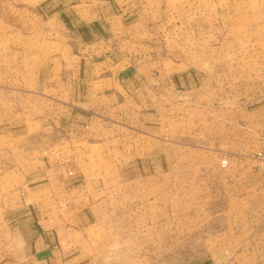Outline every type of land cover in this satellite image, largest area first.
<instances>
[{
  "label": "rangeland",
  "instance_id": "374dc122",
  "mask_svg": "<svg viewBox=\"0 0 264 264\" xmlns=\"http://www.w3.org/2000/svg\"><path fill=\"white\" fill-rule=\"evenodd\" d=\"M123 5L121 114L21 90L76 65L70 13L103 30ZM263 127L264 0H0V264L26 258L7 226L67 232L71 264H264Z\"/></svg>",
  "mask_w": 264,
  "mask_h": 264
},
{
  "label": "crops",
  "instance_id": "0c3cea01",
  "mask_svg": "<svg viewBox=\"0 0 264 264\" xmlns=\"http://www.w3.org/2000/svg\"><path fill=\"white\" fill-rule=\"evenodd\" d=\"M123 6L122 20H120V17L114 18V23H109L106 27H103V30L97 28L98 26L94 25V21L90 23L92 26L83 22L79 24V17L83 20L89 18L88 6L74 10L76 15L70 13L65 26L63 23L61 26L65 29L68 28L70 31L67 36H71V41L75 45L74 49L77 51L74 54L76 58H73L76 65L67 68L68 71L65 73L62 72L64 71L63 67L49 73L38 71L33 75L32 72L23 70L19 76L24 80L28 79L26 84L30 87L21 90L49 89L61 91L62 99H64V96H68L72 101L71 103L75 101L76 97L80 98L81 94L83 96L87 95L85 97L86 103L80 102L77 105H83L96 114V109L100 108L98 102L101 99L105 103L104 107L108 108L110 112L118 108L121 114L122 92L129 88L127 86L134 84V82L140 83L142 79V74L135 67L137 64L128 63L125 56H122V52L116 47H112L114 43L111 35L116 38L117 33H120L119 27L123 28L121 22L123 25V22L129 19V16L125 17L126 7ZM73 9H75L74 6L71 10ZM93 18L94 16H92ZM52 22L51 20L46 21V23ZM23 26L31 27L26 22ZM112 31H114L113 34H111ZM13 71L15 70L9 71L12 76H14ZM11 86L10 89L15 92V85ZM79 91L81 94H79ZM67 92H70V94H67ZM16 228H8V226L6 229L4 228L1 241L4 245L3 250L13 252L17 244V250L25 251L24 256L26 258H23L18 264H71V260L65 257L64 253L61 255L65 243H68L66 241L67 232H63L60 228L56 230H42L22 226Z\"/></svg>",
  "mask_w": 264,
  "mask_h": 264
},
{
  "label": "built area",
  "instance_id": "2783aa9c",
  "mask_svg": "<svg viewBox=\"0 0 264 264\" xmlns=\"http://www.w3.org/2000/svg\"><path fill=\"white\" fill-rule=\"evenodd\" d=\"M248 158L256 163L257 169L264 171V127L261 129L257 149L252 154L248 155ZM227 164V161L224 162V165Z\"/></svg>",
  "mask_w": 264,
  "mask_h": 264
}]
</instances>
